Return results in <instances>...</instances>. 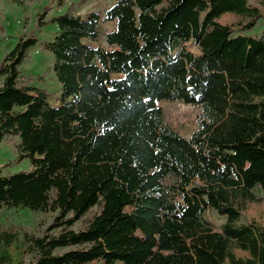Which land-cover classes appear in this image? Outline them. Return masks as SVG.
<instances>
[{
  "label": "trees",
  "instance_id": "1",
  "mask_svg": "<svg viewBox=\"0 0 264 264\" xmlns=\"http://www.w3.org/2000/svg\"><path fill=\"white\" fill-rule=\"evenodd\" d=\"M51 20L57 105L17 66L30 39L0 58V142L33 163L0 171V208L52 214L0 218V264H264V26L240 32L264 11L114 0Z\"/></svg>",
  "mask_w": 264,
  "mask_h": 264
},
{
  "label": "rangeland",
  "instance_id": "2",
  "mask_svg": "<svg viewBox=\"0 0 264 264\" xmlns=\"http://www.w3.org/2000/svg\"><path fill=\"white\" fill-rule=\"evenodd\" d=\"M264 11V4L257 0H249ZM114 0H0V58L5 56L21 40L30 39L25 46L27 54L19 63L18 68L30 73L33 82L46 89L47 101L57 105L59 99V83L51 68L53 60L50 50L43 46V42L50 40L54 34L55 25L51 18L59 12L68 10L72 14H79L85 18L92 9L101 11L111 5ZM218 19L223 22H243L245 17L232 13H222ZM264 24L258 23L252 29H245L241 33L251 34L259 31ZM111 22L100 21L99 35L96 43H102L101 33L105 28H110ZM85 40V39H84ZM185 47L194 54L198 48L190 40L185 42ZM38 76V79L35 76ZM162 105L167 114L176 116V112L187 109L186 104L180 102H166ZM15 142V141H14ZM18 149L11 145V141L0 142V171L7 175L18 170H29L33 167L29 156L19 158ZM49 212H31L25 207L0 208V218L16 223L20 221L29 230H40L51 218ZM264 218V216H263Z\"/></svg>",
  "mask_w": 264,
  "mask_h": 264
}]
</instances>
